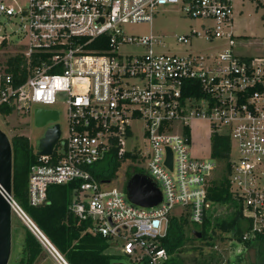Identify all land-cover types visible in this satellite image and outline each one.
I'll use <instances>...</instances> for the list:
<instances>
[{"label":"built area","instance_id":"built-area-1","mask_svg":"<svg viewBox=\"0 0 264 264\" xmlns=\"http://www.w3.org/2000/svg\"><path fill=\"white\" fill-rule=\"evenodd\" d=\"M235 1L0 0V16L16 24L20 38L12 55L4 56L8 50L1 48L10 43L0 34V107L22 116L34 104L56 109L53 104L63 101L67 107L66 133L58 119L61 133L52 152L37 154L30 168V204H45L50 185L75 183L70 204L75 215L91 219L93 229L110 241L121 240L122 254L162 264L168 253L159 241L167 234L171 210L181 205L175 215L185 213L191 223L202 224L211 207L208 188L219 162L211 151L205 159L189 150L190 121L205 120L211 136L231 140L229 191L251 222L244 238L264 233V54L236 52ZM169 3H181L190 17L211 19L202 24L204 38L224 39L223 47L178 54L160 35L124 31L128 23L151 21ZM175 36V43L187 44L200 33ZM130 45L140 51L121 50ZM16 56L21 61L15 73L8 59ZM136 123L147 145L129 151L124 144L138 137ZM117 147L138 154L139 165L162 191L158 205H135L124 189L108 187L111 181L93 174ZM10 203L53 257L68 264L13 196Z\"/></svg>","mask_w":264,"mask_h":264},{"label":"trees","instance_id":"trees-1","mask_svg":"<svg viewBox=\"0 0 264 264\" xmlns=\"http://www.w3.org/2000/svg\"><path fill=\"white\" fill-rule=\"evenodd\" d=\"M264 6V1H259ZM95 41L92 47L96 48ZM20 57H10L8 63L13 72L19 69ZM195 94H200L199 87ZM12 108L1 106L0 113L9 115ZM13 150L12 196L25 210L32 222L46 236L54 248L68 264H112V255L106 253L110 246V239L93 229V221L82 219L70 210V204L75 197V183L50 185L47 190V200L43 205L30 204L28 196L29 172L33 164L37 163L38 155L30 139L23 134H16L11 138ZM231 140L227 135L219 133L211 136V157L221 164V173L213 178L208 188V199L211 207L207 210L202 224L190 222L187 214L169 215L167 234L159 241V246L166 249L168 256L162 264H183L179 259L188 243L197 238L201 232L202 239H211L214 233L230 234L235 246L255 248L257 250L256 264H264V233L243 236L249 230L251 222L243 217L240 201L229 191L227 175L230 171ZM138 154L112 148L110 152L93 168V174L100 180H112L124 161L138 160ZM136 172L144 171L131 168L127 170L128 179ZM228 206L230 213L226 217L214 215L216 206ZM12 239L15 248L8 264H41L50 260V264H59L46 247L40 242L29 227L15 215L12 220ZM136 264H150L146 258L135 259L127 256ZM209 264H212L208 260ZM226 264H235L234 260Z\"/></svg>","mask_w":264,"mask_h":264},{"label":"rangeland","instance_id":"rangeland-1","mask_svg":"<svg viewBox=\"0 0 264 264\" xmlns=\"http://www.w3.org/2000/svg\"><path fill=\"white\" fill-rule=\"evenodd\" d=\"M259 1L263 2L264 0H236L234 2L233 24L235 34L238 36L236 47V52L238 54L245 56L264 54V6L259 5ZM202 24L208 26L212 24V20L204 17H190L185 14L181 3H169L160 6L151 21L128 23L124 26V31L127 34L138 36L149 35L151 33L160 35L163 39L168 40L170 43H174L171 52L178 54H186L189 51L194 53H206L223 47L225 42L224 39L216 38L214 41H207L204 38L205 31ZM16 28L17 26L12 20H9L4 15L0 16V34L6 35L7 42L10 43V45L5 44L4 48H1L2 50H8L3 51L4 56L13 53L11 50L17 48L15 44L20 41V38L15 33ZM193 30L200 33V36H192L190 43L177 44L174 42L176 38L175 35H189ZM121 50L123 52L134 53L140 51V48L130 45L122 47ZM40 106L43 105L34 104L31 112L25 116L16 113L9 115L0 114V128L8 135L10 140L16 134L27 136L37 149L38 140L45 130L44 128L37 127L34 123V109ZM53 106L60 113V124L63 132L66 133V103L59 101L54 103ZM138 125V123L134 124L135 134L138 137L134 136V138L126 139L124 144L126 150L135 151L147 145ZM211 131V125L208 121H190L191 137L189 150L193 156L205 159L210 158ZM129 167L148 172L147 167L139 165L138 160H126L119 167L116 176L111 182L107 183L106 186L126 189V183L128 181L127 170ZM220 173L221 164H219L215 176H218ZM182 209L183 207L181 205H176L171 210V213L181 212ZM229 210V207L225 205L216 206L214 208V215L226 217L230 213ZM15 215L20 218V216L13 211V221ZM213 236L214 237L211 239L195 238L192 243L186 245V248L190 250L182 251L178 255L179 259H183V264H209L207 263L208 260L211 261L212 264H226L231 260H234L235 264H256L259 261L257 260V250L255 248L251 247L245 249L242 245H233L234 240L230 237V234L217 231ZM120 243L121 240L113 239L110 241V246L106 250V253L112 255V264H136L135 261H130L126 255L121 253ZM14 248L15 240L13 237L11 255ZM51 256L54 258L52 254ZM41 264H50V260L44 261Z\"/></svg>","mask_w":264,"mask_h":264},{"label":"water","instance_id":"water-1","mask_svg":"<svg viewBox=\"0 0 264 264\" xmlns=\"http://www.w3.org/2000/svg\"><path fill=\"white\" fill-rule=\"evenodd\" d=\"M59 112L56 109L36 107L34 123L44 128L37 143V154H50L60 136ZM168 150L167 164L172 168V151ZM13 150L8 135L0 128V264H8L12 252V196ZM126 195L130 202L142 207H153L162 201L158 184L143 172L134 173L126 183ZM201 232L197 236L201 237ZM60 264V262L58 261Z\"/></svg>","mask_w":264,"mask_h":264},{"label":"bare ground","instance_id":"bare-ground-1","mask_svg":"<svg viewBox=\"0 0 264 264\" xmlns=\"http://www.w3.org/2000/svg\"><path fill=\"white\" fill-rule=\"evenodd\" d=\"M146 174V173H145ZM110 181V180H109ZM124 191L126 192V189H124ZM127 196V195H126ZM202 236V235H201ZM198 237V236H197ZM244 237V236H243ZM200 238V237H199Z\"/></svg>","mask_w":264,"mask_h":264},{"label":"crops","instance_id":"crops-1","mask_svg":"<svg viewBox=\"0 0 264 264\" xmlns=\"http://www.w3.org/2000/svg\"><path fill=\"white\" fill-rule=\"evenodd\" d=\"M211 151V150H210Z\"/></svg>","mask_w":264,"mask_h":264}]
</instances>
